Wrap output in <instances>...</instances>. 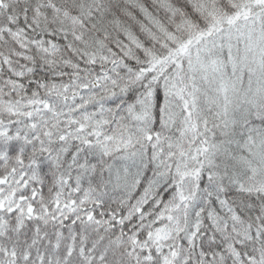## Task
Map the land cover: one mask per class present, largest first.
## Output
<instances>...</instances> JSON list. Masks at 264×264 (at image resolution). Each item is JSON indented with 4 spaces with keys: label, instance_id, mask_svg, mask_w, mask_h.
Returning a JSON list of instances; mask_svg holds the SVG:
<instances>
[{
    "label": "snow or ice",
    "instance_id": "1",
    "mask_svg": "<svg viewBox=\"0 0 264 264\" xmlns=\"http://www.w3.org/2000/svg\"><path fill=\"white\" fill-rule=\"evenodd\" d=\"M0 264H264V0H0Z\"/></svg>",
    "mask_w": 264,
    "mask_h": 264
}]
</instances>
